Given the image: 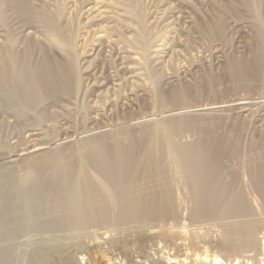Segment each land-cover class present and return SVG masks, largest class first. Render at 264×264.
<instances>
[{
	"label": "rangeland",
	"instance_id": "374dc122",
	"mask_svg": "<svg viewBox=\"0 0 264 264\" xmlns=\"http://www.w3.org/2000/svg\"><path fill=\"white\" fill-rule=\"evenodd\" d=\"M1 1L0 50L5 42L11 44L14 40L16 43L12 45L16 51L13 50L20 53V63L28 46V61L35 66L43 61H65L68 57L69 51L59 42V35L51 37L53 27H47L49 21L45 23L59 7L62 19L58 25L63 30L55 26L65 35L73 32L71 54L77 62L80 80L79 85H72L66 92L48 93L33 109L14 93L12 96V92L0 90L2 193L8 185L12 187L25 176L28 179L33 176L31 180L41 178L42 183L49 181L54 171L50 169L51 160L42 163V168L37 165L48 155L60 157L62 164L68 165L66 168L73 167L71 171L77 172L80 159L91 153L88 144L93 141L109 148L115 140L120 141L122 148L127 147L123 149L127 150L123 152L125 161H132L134 156L144 167L147 136L155 130L156 123L187 118L194 121L195 127L180 133L179 141L193 143L203 139L211 143L216 139L215 143L219 141L214 143L216 148L222 147L213 151L217 166L210 169L215 171L206 170L200 173L201 177L214 180L210 181L212 187L218 183V186L225 185L228 199L236 201L243 195V200L250 205L249 211L239 215L219 211L220 214L212 217L200 213L204 207L193 213L192 208L196 206L183 184L187 180L182 177L185 182L179 180L171 160L166 157L162 168L171 173L167 175L169 178L174 176L166 180V185L176 191L175 217L159 220L145 216L125 223L112 219L96 226L91 224L87 230L86 226L83 231L76 227L74 230V226L46 227L44 231L38 220L46 217L39 211L32 210L37 211L36 216L32 212V215L22 213L26 208L19 204L23 207L19 217L23 215L27 222L21 224L24 220L13 216L17 226L13 221L12 224L14 219L9 212L5 217L7 212L0 204V211L5 214L0 212V226L5 229L0 228L5 234L0 231V247L11 248L4 254L10 250L13 253L7 264H208L202 258L212 259L215 255L227 264L259 262V257L264 256V179L257 173L264 166V41L259 29L262 25L264 29V0H118L119 3L97 0V10L93 7L95 0H31L33 7L47 11L45 16L35 8V14L47 18L39 20V15H35L41 22L33 19L31 23L27 21L29 24L16 9ZM141 19L140 29L137 22ZM141 40H145V45ZM238 101L248 104L234 105ZM219 105L224 107L217 109ZM200 106L213 107V110L193 112ZM131 144L135 145L134 149ZM33 145H41L43 150L30 156L22 154ZM34 161L40 168L29 164ZM93 170L90 173L101 179ZM4 171L8 179L2 174ZM141 178L145 186L135 188L143 187L140 189L145 193L155 190L156 182ZM148 181L151 186L147 185ZM62 208L52 210L62 213L65 210ZM29 216L35 220L31 217L30 221ZM30 222L37 228L32 223L28 226ZM241 224L259 226L255 227L259 238L257 246L243 251L236 262L233 255L228 257L232 250L224 243L222 232L239 229ZM24 225L29 228L26 230ZM105 231L110 232L104 235ZM97 232L95 236L93 233Z\"/></svg>",
	"mask_w": 264,
	"mask_h": 264
},
{
	"label": "bare ground",
	"instance_id": "6f19581e",
	"mask_svg": "<svg viewBox=\"0 0 264 264\" xmlns=\"http://www.w3.org/2000/svg\"><path fill=\"white\" fill-rule=\"evenodd\" d=\"M95 1H96V2H94L95 5L93 6L94 8H96V6H98V4H99L97 2V0H95ZM119 1H118V3H119ZM1 2L2 3L4 2L5 4L9 5L11 8L16 9L15 11H17L18 12L17 14H19L22 17V20H24L26 22L30 21V23H31V20L36 19V16L39 15L38 14L39 12L41 13V11H43L41 9H39L40 10L39 11L36 6L33 7L31 0H2ZM96 3H98V4H96ZM7 5H5L4 7L6 8ZM10 7H9V9L11 10ZM93 7L92 8L90 7V8L93 9ZM132 7H134V5ZM35 8H37L36 9L37 12L39 11L38 13L36 12L37 14H35ZM58 8L59 7H57V9H56L57 11L55 10L56 11L55 13L52 12V13H54V15H52V17L50 16L51 13L49 12L50 13V15H49L50 19L45 17V16H47L46 15L47 11L45 13L44 12L45 10L42 12V15L44 14L45 16H42L40 14L41 16L39 15V17L38 16L37 17L39 20H40V17H42V19L44 17L47 18L46 19L47 21H45V19H43L45 21V23L49 21V24L46 23L47 27L49 28L51 26L54 28V29L53 28L51 29L50 34L48 33L49 35H51V37H52V35L53 36L59 35V37H57V38H59V42L63 45V47H65L64 48L65 50L69 51L68 57L65 61H60V60L56 61V59H55L54 61L53 60L52 61H43L40 65H36V66L32 65L31 63H29L28 58H27V54L30 52V47H28L26 45L27 47L26 48L24 47L25 50H23L24 55H22V57L24 56L25 59H23L24 60L23 62L20 60V63H19L18 60L21 59V58H19V57H21V55H19L20 53L15 52L16 50L13 48L14 46L12 45V44H14L15 41L11 40L10 39L11 37L8 38V36H7V38L9 40H11V42L13 41V43L10 44L9 42H5L2 45V48L0 50V90L1 91L5 90L9 93L12 92V94L14 93L16 96L19 97L20 101H23V104H25L26 106H28L30 108L32 107V109L35 108L33 106H35V105L37 106L40 103L41 99L44 100L43 97H45L46 95H49L48 93H50V92L56 93L55 91H59V90L66 92L72 87V85H75L74 87L79 85L80 80H79V75H78L77 62L75 60L73 53L71 54V51H74V50H71V49H73L72 43H73L74 35L72 34L73 32L72 33L69 31L67 32L66 30H64V31H66L68 33L67 35H65L66 34L65 32H62V33L58 32L59 30L55 26L56 24L58 25V23L60 22V18H61V11H60L61 9H58ZM95 10H97V8ZM102 17H103V15H102ZM138 19H139V17H138ZM142 19L138 20L139 22H137L140 29L142 26L141 25ZM39 20H37V22H41ZM33 22H35V21H33ZM33 22H32V24H33ZM37 22H35V23L37 24ZM35 23H34V25H35ZM48 25H50V26H48ZM44 26H46V25L44 24ZM33 27L34 26H32V28ZM59 27H61V26H59ZM262 27H263V25H262ZM262 27H259V29L261 32L260 34L263 36L262 39L264 41V33H263L264 29ZM35 28H36V26H35ZM34 29H33V31H34ZM61 29H62V27H61ZM27 30H28V27H27ZM52 30H53V33H52ZM24 31H26V30H24ZM48 32H49V30H48ZM9 33L11 34L10 31H8L7 34H9ZM30 33H31V30H30ZM13 35H11V36H13ZM28 35H30L29 32H28ZM144 42H145V40L144 41L141 40V43L145 45ZM30 44H31V42H30ZM3 93H6V92H3ZM6 94H4V95H6ZM14 94L12 96H14ZM8 95H11V94H8ZM8 95H6V97ZM8 97L10 98L11 96H8ZM12 98H14V97H12ZM246 103H247L246 101H238V102H235L234 105H245ZM223 107H224V105H219L217 109H219V108L221 109ZM211 110H213V107L200 106V107L194 109L193 112H198V114H199V112H208ZM192 114L194 115L195 113H192ZM179 119L175 118V121L167 120V121H163L161 123H156V126H154L155 130H153V132L150 133L149 136H147L148 138L146 140L147 141L146 150H144L146 152H144L145 154L142 153V154H144V156L147 157V160H145L146 163H144L145 164L144 167L142 166L143 162H138V160H135V157L133 156L134 155L133 151H132V154H131V152L128 151L130 153V155L133 156L132 161L130 160L131 163L128 164L127 162H130V161L128 160L126 162L125 161L126 159H124V157H123V155H124L123 152L125 151V150L123 151V149L125 148V145L122 148V143L120 141H116V140H115V144L112 145V147H110V148L108 146L107 147L104 146L105 144L104 145L96 144L98 141L97 142L93 141V143L90 142V144H88V149H90L89 151H91V153L89 154L87 152L88 156L87 157L84 156L85 158L82 157L80 159V161L78 162L79 165L76 166L78 171L77 172L74 171L75 174H74V172H72L73 167L69 166L72 171L70 169H68V167L66 168L65 165H67V164H65V165L62 164V162H61L62 160H60V157L56 158V155H50V156L48 155V157L47 156L42 157V160L38 164L35 163V161L33 163L30 162L29 164L32 166L38 165L41 167V166H43L42 163H46L47 161H49V163H50V160H51L52 163L50 164V166H52V165L53 166L50 169H52L51 171H53V169H54V171L51 173L52 176L50 174L51 177H49V179H48L49 181H44V182H47V184H44V182L42 183L41 178L39 179V178L35 177V180L34 179L31 180L30 178H33V176L29 177V179L27 178V176H25L24 179H21V180L19 179L20 182L15 181L17 183L16 184L13 183L14 185L12 184V187H11V184H10V186L8 185L9 186V187L7 186L8 189H5L8 192L5 191L4 193H2V191H4V190L1 189L0 191L2 193V196L0 197V204L2 205V208L7 212V213H5L7 215H5L1 211L0 212L3 213V215H5V217L8 216V212H9V215H11V219H14V220H11V222L13 221L17 225L16 220L18 218L21 219L22 217H24L23 215L21 216V218L19 217L21 215L23 207H24V209L26 208V210H23L22 213H24V211H26L25 213H31L32 210H37L40 213H42V217H46V219H42V220L37 219L39 224L36 221L35 225L37 226V224H38V225H40V227H42V228L44 227L43 228L44 231L46 230L45 229L46 227H48V228L49 227L61 228L60 226H67L66 228H68L69 226H71V227L74 226V230H76V228H78L79 230L82 228L81 231H83L84 230L83 228H86V226H87V228H86V230H87L89 228L88 226L91 224H93V226L95 224L100 225L101 222H104V221L108 222L112 219L117 220L119 223H121V222L125 223V221H127V220L128 221L132 220V219L135 220V218H136V221L140 217H143V219H144L145 216L146 217L152 216V218L159 219V220L160 219L164 220L165 218H168V217H175L176 213L178 212V211L176 212V209H175V204H177V203H175L176 199H175L174 193H176V191L174 189V191H175L174 192L172 189L173 187L171 188V187H168L166 185V180L170 179L171 177H172V179H174V176H171L169 178L167 176V175H169V173L167 172L168 173L167 174L165 172L166 171L165 167L162 168L164 165L163 159L166 157H167V159L169 158L171 160V161L170 160H168V161L172 162V164L175 168L174 171L177 174V175L176 174L175 175L180 177L179 180L181 179V181H184V182H185V180H182V178L183 179L185 178L187 180L186 183H183V184H185L184 185L186 187L185 189H188V191L190 192V194H191L190 196L192 197V201H194V204L196 206V208H192L193 211L191 210L193 213H196L197 211L202 209V207H204V209H202L203 211H201V212L199 211V212L202 214H203V212L205 214L207 213L206 215L211 214L209 216H212L213 214H214L213 216H215L216 213H218L219 211L221 213H226V214L227 213H229V214H232V213L236 214L237 213L238 214L239 212H240L239 214H241V212L243 213L245 211H249L250 205L247 203V201L245 202L243 200L244 199L243 195L241 196V198H239L236 201H235V199L234 200L228 199V197L230 195L228 196V192H225L227 190L224 191V189H226L225 185L220 184V186H218L219 183L216 184L218 182L217 181L216 183L214 182L216 184V186L212 187L211 185L213 183H211L210 181H214V180L209 181V179H210L209 177L208 178L207 177H201V175L203 174L202 172H204L206 170L209 171L210 168H212V167L214 168V166L215 167L217 166V164H216L217 160L215 161L214 160L215 158H213V151L219 148V147L216 148V145H214V143L216 142V139H215V142H211V143L203 142V139H202V141L201 140L199 141V139H198L196 142L194 141L193 143H188V142L186 143L185 141L182 142L181 140L179 141V139H180L179 134L180 133L185 132L186 130H189V129H194V127H195L194 126L195 123L193 120L187 119V118L183 119V120H182V118H181V120H179ZM177 120H179V121H177ZM126 141H129V140H126ZM222 141H224V140H222ZM131 142H129V143H131ZM132 143H135V142H132ZM156 143H158V144H156ZM217 143H215V144H217ZM223 144H224V142H223ZM132 145L133 144H131V146ZM134 146H132L133 149H134ZM132 147H131V149H132ZM128 148H130V146ZM220 148H222V147H220ZM125 149H127V147ZM40 150H43V147L41 145H33L29 148H26L24 151H22V154L23 155L26 154V156H30V154L36 153ZM87 153H85L84 155H86ZM23 155H22V157H23ZM218 155H219V151H218ZM127 156H126V158H127ZM138 159H140V158H138ZM167 159H164V160H167ZM37 162H39V161H37ZM140 163H142V164H140ZM38 166H37V168H40ZM90 167L92 170L94 169L95 172L100 175L99 178L101 176H102V178L98 179V177L97 178L94 177V175L91 174L92 172L90 173V170H91V169L89 170ZM94 170H93V172H94ZM210 170H212V169H210ZM257 171H258L257 173L259 175V176L258 175L257 176L261 179H264V166H261L260 168H258ZM200 173H202V174L200 175ZM2 174L6 177L5 179H8V177L6 176V175H8L6 171H4ZM98 174H96V175L98 176ZM170 175H171V173H170ZM141 177L149 178L150 181L152 180V181L156 182V184L159 185V187L156 188L157 185H155L154 186L155 190L152 189L153 191H150L147 193L141 192L142 191L141 189L143 187L142 188L141 187L135 188L136 185H138V186H141L142 184L144 185V182H142V180L140 181ZM175 179H176V177H175ZM211 179H212V177H211ZM213 179H215V177ZM39 180H41V181H39ZM216 180H218V179H216ZM150 181H148V184H147L148 186H151L149 184ZM170 182H171V180L169 181V183ZM146 183H147V181H146ZM151 184L153 185V183H151ZM10 187L12 188L11 190H10ZM210 187H212V189H209ZM209 190H211L210 193H209ZM12 193H13V196L11 195ZM19 204H22L23 207H21V205H19ZM1 205H0V208H1ZM247 205H249V206H247ZM19 207H21V209H20L21 211H19ZM59 207L60 208L65 207V208H62V210L63 209H65V210L62 211V213L60 211H58L60 213L54 212V209L58 210ZM52 208H54V209L52 210ZM50 209L52 210V212ZM0 210H2V209H0ZM37 211H33L32 213L34 214V212H35V214H36ZM220 212L218 214H220ZM32 213H31V215H32ZM28 215H30V214H28ZM197 215H193V216H197ZM221 215L223 216V214H221ZM13 216L17 217L16 220H15V217L13 218ZM227 216L228 215H226V217ZM1 217H2V215L0 214V220H1ZM5 217H3V218L5 219ZM29 217H30V221L33 220V219H31V217L34 218V220H35V217H33V216H29ZM231 217H233V215ZM3 218H2V220H3ZM26 218H28V217H26ZM9 219H10V216H9ZM24 219L22 218V221ZM249 220H251L250 216H249ZM3 221L5 223V220H3ZM11 222L9 224H11ZM13 222H12V224H14ZM25 222H27V220L26 221L24 220L23 222H21V224L22 223L26 224ZM252 222H253V220H252ZM258 222H260V221H258ZM31 223L32 222H30V224L28 226H30ZM253 223L255 224V221ZM9 224L6 223L4 225H9ZM18 224H20V223H18ZM33 224L34 223H32V226H34ZM258 224H256V225H258ZM1 225H2V223H1ZM17 226H19V225H17ZM24 226H23V229H24ZM36 226H34V228ZM234 226H233V228H234ZM240 226L241 227L239 229L235 228L234 230L231 229L232 231L230 230V231L222 232V237H223L224 243L228 247L230 246L231 247L230 249L232 250L229 252L228 257L233 255L234 259L237 260V261L235 260L236 262H238V256L241 257V253L243 251H246L247 248L249 249V248H253V247L257 246V244H258L257 238H259V237H256L257 233H255L256 232L255 230H257V229H255V227L260 228L259 226H255V227H254V225H253V227L251 225L242 226V224ZM21 227H17V228L20 229ZM91 227H92V225H91ZM0 228H1V230H3V228L1 226H0ZM8 228H9V226H8ZM17 228L14 229V231H17ZM25 228L27 230V228H29V227L25 226ZM42 228H39V229L41 230ZM51 229H49V230H51ZM62 229H64V228H62ZM8 230H11V229H8ZM8 230H6V232ZM8 232H10V231H8ZM107 232H110V231H107ZM107 232L105 231L103 234L105 235ZM1 233H2V231H1ZM13 233H15V232H13ZM98 233L99 232L93 233V234H95V236H97ZM3 235H5V234H3ZM107 236L108 235H106V237ZM257 236H259V235H257ZM6 237H7V235H6ZM7 247H5V248L0 247V264H7L10 262V258L12 259V256H11L13 254L11 252L12 250H10V253H12V254H10L8 250H7L8 254H4L6 249H11L10 247L9 248H7ZM9 256H11V257H9ZM243 257H245V256H243ZM246 257H247V255H246ZM251 257H253V256H251ZM202 259L206 260V262H209L208 264H227L224 260H221V258H219L218 255H215L212 259H210V258L207 259V256L203 257ZM259 259H260V261L257 263H254V262L252 263L251 260H250L251 262L248 260L250 262V263L248 262V264H259V263L264 264V256L259 257ZM239 260H240V258H239ZM170 261H171V259H170ZM240 262H242V261H240ZM240 262L234 263V264H240ZM230 264H233V261Z\"/></svg>",
	"mask_w": 264,
	"mask_h": 264
}]
</instances>
